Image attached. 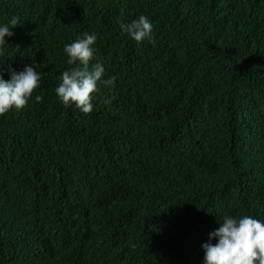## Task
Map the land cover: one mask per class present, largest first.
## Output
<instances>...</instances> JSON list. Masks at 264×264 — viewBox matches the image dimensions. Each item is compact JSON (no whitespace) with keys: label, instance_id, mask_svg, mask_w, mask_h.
Instances as JSON below:
<instances>
[{"label":"trees","instance_id":"1","mask_svg":"<svg viewBox=\"0 0 264 264\" xmlns=\"http://www.w3.org/2000/svg\"><path fill=\"white\" fill-rule=\"evenodd\" d=\"M138 14L152 41L121 30ZM12 16L0 68L42 83L0 115V264H203L225 214L264 220V0H0ZM85 32L115 79L88 113L55 93Z\"/></svg>","mask_w":264,"mask_h":264},{"label":"clouds","instance_id":"2","mask_svg":"<svg viewBox=\"0 0 264 264\" xmlns=\"http://www.w3.org/2000/svg\"><path fill=\"white\" fill-rule=\"evenodd\" d=\"M22 23L19 16L0 23V52L4 51L6 43L9 44L6 37L13 35L10 26ZM119 24L121 30L137 42L153 40L154 25L147 15L138 14L130 21L120 20ZM96 40L95 32H85L64 45L66 63L72 67L62 71L55 88L63 104H75L84 113L93 110V93L99 90V85L112 86L115 83L114 77L104 78L106 68L102 61L96 60L90 65L95 56ZM37 65L33 60L19 71L11 65L7 69L0 68V115L11 109L20 110L28 103L33 90L42 83ZM3 71L9 73L8 79L4 78ZM36 99L42 98L36 96ZM218 222L219 227L209 232L208 239L201 244L203 264H264V220L247 214H225Z\"/></svg>","mask_w":264,"mask_h":264}]
</instances>
